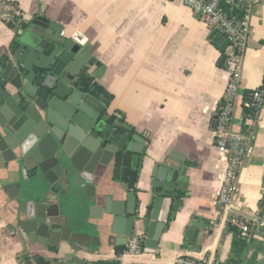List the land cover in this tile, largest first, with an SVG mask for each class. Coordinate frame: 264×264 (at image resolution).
I'll list each match as a JSON object with an SVG mask.
<instances>
[{"label": "water", "instance_id": "95a60500", "mask_svg": "<svg viewBox=\"0 0 264 264\" xmlns=\"http://www.w3.org/2000/svg\"><path fill=\"white\" fill-rule=\"evenodd\" d=\"M0 54V223L15 264H155L122 256L137 235L153 251L167 211L187 194L192 161L168 153L137 195L130 155L142 138L117 113L98 83L103 66L62 25L23 15ZM212 38L232 54L224 35ZM237 94L231 129L239 131ZM215 125V120H213ZM237 127V128H235ZM212 221L192 214L184 234L195 249ZM255 264H264V254Z\"/></svg>", "mask_w": 264, "mask_h": 264}, {"label": "crops", "instance_id": "0c3cea01", "mask_svg": "<svg viewBox=\"0 0 264 264\" xmlns=\"http://www.w3.org/2000/svg\"><path fill=\"white\" fill-rule=\"evenodd\" d=\"M13 1L23 15L40 14L62 25L64 34L88 44V51L103 66L98 83L110 95L108 111L127 122L145 146L135 182L137 195L149 187L155 166L168 153L193 162L186 170L187 194L172 219L169 206L156 248L122 256L155 264H174L179 256L221 263L232 254L226 224L258 213L241 261L255 264L264 254V206L259 205L264 193V100L254 118L241 110L238 129L250 124L252 137L224 216L215 199L225 159L214 145L213 120L228 61L219 63L224 50L211 36L213 28L178 0ZM238 7L248 19L238 72L242 96V89H264V0H243ZM12 36V28L0 21V54ZM137 154L130 155L131 168ZM192 214L212 221L195 249L188 247L190 238L184 234ZM0 264H15L1 223Z\"/></svg>", "mask_w": 264, "mask_h": 264}, {"label": "built area", "instance_id": "2783aa9c", "mask_svg": "<svg viewBox=\"0 0 264 264\" xmlns=\"http://www.w3.org/2000/svg\"><path fill=\"white\" fill-rule=\"evenodd\" d=\"M189 7L205 24L216 28L224 35L231 46L232 54L227 56V78L224 90L214 114L215 125L214 145L225 159V168L217 189L215 203L224 216L229 209L231 195L235 186L238 169L243 158L249 150V142L252 137L251 125L243 131L235 132L231 129L232 114L235 100L239 89V61L244 50L248 33L247 16L241 13L240 16L229 15L221 7L222 0H178ZM237 6L243 5V0H228ZM23 13L18 4L13 0H0V21L12 24L21 19ZM264 100V89L255 87L251 90L249 99L245 103L252 107L253 117H256ZM257 213L252 216L243 217L237 224L240 227L241 235L247 237L248 224L257 223ZM248 238V237H247ZM140 250V242L137 235L130 236L127 241L125 252L136 253ZM174 264H207L204 260H197L187 256H179Z\"/></svg>", "mask_w": 264, "mask_h": 264}, {"label": "trees", "instance_id": "16d2710c", "mask_svg": "<svg viewBox=\"0 0 264 264\" xmlns=\"http://www.w3.org/2000/svg\"><path fill=\"white\" fill-rule=\"evenodd\" d=\"M221 7L223 10H225L229 15H234V16H240L242 13V10L239 9V7L234 4L230 3L228 0H222L221 1ZM261 87V86H260ZM242 111L244 115H248L250 117H253V109L250 106H247L245 103L249 99V95L251 91H247L246 89H242ZM245 129V127H244ZM243 129V130H244ZM147 142V138H146ZM138 159L137 162L134 165V172L137 176L139 167L142 161V157L144 155V150L140 151L138 154ZM259 205L260 207L264 206V193L262 197L259 200ZM258 216V213H257ZM255 223L250 222L248 224V233L247 237L241 235V230L240 227L237 224H231L227 223L226 224V230L231 232V243H230V251L231 255L228 257L227 260L221 262V263H216V264H227L228 262H234L236 264H241V261L243 259V253L246 251L248 242L250 241V232L252 230V227ZM140 248H141V242H140ZM234 254H237V257L234 256Z\"/></svg>", "mask_w": 264, "mask_h": 264}]
</instances>
